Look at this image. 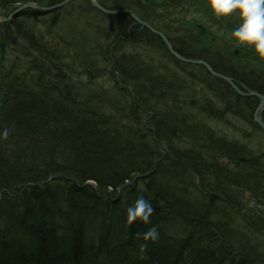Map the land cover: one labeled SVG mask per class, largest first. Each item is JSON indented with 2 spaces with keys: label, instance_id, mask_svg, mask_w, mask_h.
<instances>
[{
  "label": "trees",
  "instance_id": "obj_1",
  "mask_svg": "<svg viewBox=\"0 0 264 264\" xmlns=\"http://www.w3.org/2000/svg\"><path fill=\"white\" fill-rule=\"evenodd\" d=\"M98 1L105 7L135 5L139 19L162 31L180 55L205 61L215 72L231 77L239 90L235 92L224 79L210 75L202 64L197 67L174 58L160 37L140 22L124 14L123 22L119 21L87 1L49 11L25 8L0 23V133L9 131L6 139L0 138V191L13 192L0 194V264L7 262L10 251L18 254L9 263L15 264L36 234L41 236L44 230L50 236L60 225L70 236L61 239L53 251L63 250L61 258L70 264H113L117 260L114 254L120 252L136 258L134 264H190L191 260L192 264H223L230 248L224 244L221 230L230 229L226 227L230 217H221L213 205L210 208L219 220L213 221L207 214L201 220L208 222L210 230L201 227L195 232L189 225L172 236L158 228L159 238L147 242L140 234L157 224L165 226L174 213L186 221H197L184 218L179 208L207 196L213 197L209 198L213 204L219 200L230 209L237 206L235 201L243 202L240 192L244 190L247 200L264 207V152L254 154L250 146L220 133L208 110L223 113L216 103L221 100L226 104L225 113L238 117L242 113L252 119L258 98L243 93L264 94V61L251 49L233 43L231 32L238 20L215 18L205 0H165L170 10L158 9L154 0ZM28 2L49 5L54 0H0V17ZM186 2L193 12L200 9L205 23L189 22L187 28L183 25L171 35V18ZM83 22L96 31L95 42L79 34ZM96 26L101 28L96 30ZM125 38L157 48L176 69H159L137 52L114 50L112 44ZM108 46L111 56L105 52ZM196 71H200L199 80ZM113 76L131 83V90L114 83ZM211 92L216 94L215 101L206 94ZM46 93L54 97L58 110L46 105ZM200 100L210 103L203 105ZM261 117L264 120V109ZM173 174L185 183L181 193L164 183ZM49 175L58 177L53 182L66 194L62 205L54 204L56 196L41 183ZM88 180L95 185L85 184ZM118 187L127 190L109 197L108 188ZM77 194L83 199L76 200ZM140 196L155 210L150 224L134 222L126 240L112 234L92 237L85 233L88 227L82 217L115 211L126 214ZM20 206L23 212L15 217ZM38 206L42 214L46 212L43 225H34L33 214L29 216V207ZM27 218L29 227L24 226ZM207 234L216 240L214 247L222 242L213 255L203 250ZM189 242L195 253H189ZM142 243L146 248L141 252L132 247L141 249ZM37 247L45 248L40 240ZM171 247L173 250L165 249ZM248 252L242 249L229 264L248 262ZM174 253L176 263L169 259Z\"/></svg>",
  "mask_w": 264,
  "mask_h": 264
},
{
  "label": "bare ground",
  "instance_id": "obj_2",
  "mask_svg": "<svg viewBox=\"0 0 264 264\" xmlns=\"http://www.w3.org/2000/svg\"><path fill=\"white\" fill-rule=\"evenodd\" d=\"M64 0H54L53 4H49L46 5L44 7L45 10H51L53 8L58 7L59 5L62 4ZM79 3H83L86 4L87 2L89 3V5H92V1L91 0H76ZM87 1V2H86ZM110 11L112 13V15L119 21H122L121 19V14L127 15L129 17H131L132 19H135V21L140 20L138 14V10L137 7L135 5H132V7H128V8H124V7H119V6H109ZM12 13H15V11H12ZM3 22V21H2ZM123 22V21H122ZM99 23H103L101 20L99 21ZM81 25L83 27H81L80 30V35L87 37L88 36V40L91 42H95V35H96V31L89 29L90 24L83 22L81 23ZM117 25V24H116ZM101 27L96 26V30H99ZM103 33L106 34L107 33V29H102ZM101 31V32H102ZM164 42V41H162ZM100 44V42H99ZM105 44V43H104ZM115 45V46H114ZM121 42L120 41H116L114 44H112V47H117L120 46ZM164 47L166 48V46L164 45ZM105 52L111 56V46H108V48L105 50ZM192 60H195L193 58H190ZM187 63H190L192 65H195L198 67V65L200 63L196 62H191L188 61ZM92 71V70H91ZM186 71L189 73L195 70H188L186 69ZM93 75L94 72L92 71ZM214 73H217L215 71L210 72L209 74L217 77L214 75ZM219 74V73H218ZM195 75L197 77V80H199L200 76V71H196ZM218 78V77H217ZM228 78L230 79V82L237 88V86L234 84V80L228 76ZM112 81L114 83H119L124 90L126 91H130L132 88V84L127 83L126 80L124 78H117L115 76L111 77ZM196 80V81H197ZM229 85H231L230 82L226 81ZM62 88L67 89V87L64 84H61ZM234 89V88H233ZM235 92H237L239 90V88L234 89ZM43 100L45 101L46 105H48V107L52 110H58V105L56 103V100H54V97L50 94V93H46ZM78 102H80V99H77ZM201 104L203 105H207L208 103L204 100H200L199 101ZM211 117L213 119V121H219L221 120L222 116L220 114V112L218 111H214L213 109H208ZM72 117V116H71ZM176 161V160H175ZM177 162V161H176ZM178 165L181 166L180 163L177 162ZM173 166H177V165H172L171 167L173 168ZM152 167V166H151ZM155 167V166H153ZM72 177L74 176V174H71ZM56 176H52L49 175L48 177H44L43 181H41L42 185H44L53 195L56 196L55 199H57V202L54 203L55 205H62V200L64 201V199L66 198V194L65 192L62 190V188L57 187L53 180ZM42 179V178H41ZM39 180V178H38ZM56 181L58 180V177L55 178ZM134 180L136 181V178H134ZM138 180V179H137ZM68 181H72L70 179H68ZM165 184H169L172 189L176 192V193H181L182 190H185V183L182 179V177H179V175L177 174H173V176H171L170 178L167 179V181L164 182ZM85 184L87 185H95V182L92 180H88L85 182ZM137 184H140V180H138ZM136 185V184H135ZM135 187V186H133ZM171 189V190H172ZM127 189L125 187H118L116 190L112 189V188H108L107 191H111V196L115 195V196H119L122 193H125ZM10 194L13 193L10 190L7 191V189L5 190H1L0 194ZM131 193V191H130ZM241 193V197L243 199V202L246 203L247 205H245L243 202L241 201H237L238 204H236L237 206L234 208H230V209H225V207L223 206V204L221 202H219V200L213 204V201L211 200L213 197L211 196H207V197H203V199H196L194 201V203L192 204H187L183 207H180L179 209L182 210V215H184V218H187V220H194L197 219V221H186L185 219H183L182 217L178 216L177 213H174L173 216L169 217V220L165 221V226H161L160 224H157L158 228H164L163 230L166 231L167 235H172V236H176L180 231L181 228H187L189 229V225H190V229L189 230H193L196 232L195 228H203L205 231L206 230H210L211 228L209 227V225L206 223V221H201L202 217H204L206 214L207 216H210V218L215 221V220H219L217 214L212 211V209L210 208V205H213V208L216 209L217 213H221L220 216L221 217H230L229 221L226 222V227L230 228V229H224L221 230L223 231L225 237H224V244L226 246H228L230 249L226 250V258L228 259V263L229 261H235L237 259L236 257V253L237 255H239L238 253L241 252L242 249H248V256L246 258V261L249 260L248 262L242 263V264H264V251L260 250L262 249L260 247V245L258 244V241L260 238H264V207L262 205H258L257 202L255 200L249 199L248 198H244V190ZM24 194V193H23ZM21 194V195H23ZM20 196V195H18ZM219 196H222L221 194ZM211 198V199H209ZM76 200H82L83 197L79 194H77V196L75 197ZM246 199V200H245ZM2 202H3V198L0 196V212L2 213ZM30 207H32V202L30 201ZM24 206V205H23ZM23 206L17 207V211L14 213V216H18L23 212ZM95 206L97 207V209L100 208V203L96 202ZM29 207V216L33 217L31 218V220L34 222V225L36 224H45L46 222V212L45 214L41 213V207H35L32 208L30 210ZM93 210V209H92ZM13 214H10V216ZM234 215H239L240 218H242V221H238L236 220L237 217L234 218ZM0 216H2L0 214ZM20 217V216H19ZM162 218V216H161ZM84 220V221H83ZM2 221V220H1ZM82 223L83 224H87L85 233L88 232V230H92L94 229L97 233H103V234H112L113 236L117 237L118 239L123 238V240H126V236L129 235L128 231L130 230L131 226H129L126 223V214H120L118 211L112 212L110 213V215L107 216H93V217H82ZM223 221V220H221ZM95 222V223H94ZM249 222V227L244 228V225H246ZM25 227H29L31 226L28 218L25 220L24 223ZM61 227H58L57 229L52 230V235H48L44 233V230L41 233V236H38L37 234L35 235V239H31V241L28 243V247L29 249H25L22 250L18 257V259L16 260L15 264H68L66 263L64 260H62L61 255L63 250H61L60 252L55 253L53 251V247H56L58 244L61 245V239H65L66 237H68L69 233L65 228L64 225H60ZM192 228V229H191ZM78 228H74V231H77ZM185 234H187L189 236V231H185ZM6 240V238H5ZM39 240L42 242L43 246L45 247L44 249H37V245L39 244ZM7 241L9 243H13L11 241L10 238L7 239ZM213 241H216L214 239H211V234H207L206 239L204 240L203 243V250L205 253H208V255L212 254V253H216V251H219L218 248H221L222 242L216 244V246L214 247L213 245ZM131 246V245H130ZM132 247H136L134 248V250H136L137 252L140 251L141 249H138L137 246L132 245ZM192 247V242L188 243V247L187 249H191ZM13 249V248H12ZM17 250V249H16ZM18 251V250H17ZM31 252L33 253V256L31 258ZM141 252V251H140ZM17 252L15 251H10L7 254V262L4 261L3 264H9L11 261H14L17 257ZM213 255V254H212ZM115 260L113 262V264H134L136 263V258L128 256L125 253H116L114 254ZM172 258V257H171ZM225 258V259H226Z\"/></svg>",
  "mask_w": 264,
  "mask_h": 264
},
{
  "label": "clouds",
  "instance_id": "obj_3",
  "mask_svg": "<svg viewBox=\"0 0 264 264\" xmlns=\"http://www.w3.org/2000/svg\"><path fill=\"white\" fill-rule=\"evenodd\" d=\"M205 5L217 19L234 17L238 20V26L231 32L233 43L251 49L258 59L264 61V0H205ZM8 135V129H4L0 138L6 139ZM154 211L151 202L140 196L127 207L126 223L129 226L137 221L150 224ZM140 235L145 242L156 241L158 227L154 225ZM140 248L143 251L146 243Z\"/></svg>",
  "mask_w": 264,
  "mask_h": 264
},
{
  "label": "rangeland",
  "instance_id": "obj_4",
  "mask_svg": "<svg viewBox=\"0 0 264 264\" xmlns=\"http://www.w3.org/2000/svg\"><path fill=\"white\" fill-rule=\"evenodd\" d=\"M154 1L156 3H158V4H156L158 9H161V10H170L171 9V5L167 2H165V0H154ZM181 6L183 7V10L177 9L178 13L175 14L171 18L172 21L170 23H171V25H173V28H172L173 31L170 32L171 35L176 34L177 30L179 28H182L183 25L187 28L189 26V22L196 21V22L205 23L206 17H205V15L200 13L201 12L200 9H197V12H193L191 9L192 7L189 8L187 2L182 4ZM181 11H183V13H184L183 15L180 14ZM12 17H14V16L12 15L11 18ZM213 31H214V29H213ZM219 36L222 37V34H219ZM123 44H124L123 45L124 50L134 51V52L139 53L140 55H143L146 59H148L152 63L156 64V66L159 69H162L163 66H170V67L173 66V64L170 63L164 56H162L160 51L156 50L155 48H152V47L147 46V45L142 44V43L124 42ZM231 87H233V86H231ZM206 94L210 97V99H213L215 101L216 94L214 92L213 93L211 92L209 94L206 93ZM207 95L204 94V97H206ZM206 102L210 103V101H208V100H206ZM211 102L213 103V101H211ZM216 103L219 105V107H221V109L223 110V113H222V115L220 114L222 116L221 120L212 121V125L214 126V128H216L220 133L227 135L232 140H236L240 143H243V144L250 146V148L252 149L254 154L264 152V132L262 130H259L256 127H254L253 124L251 123V119L247 115H244L241 113V117H242L241 118V117L236 116L235 113L234 114L233 113H225V110L223 109V107H225L226 104L224 101L220 100V102H216ZM240 108L241 107H239V109ZM235 111L237 113H239L238 109H236ZM209 119L211 120L212 117H209ZM109 197H111L112 199L114 198V196L113 197L109 196ZM244 198H248V195L246 193L244 194ZM235 203L238 204L237 201H235ZM235 217H237L236 220H238V221L242 220V218H240L239 215H234V218ZM164 225H165V223H164ZM89 231L91 234L97 233L94 229H92V230L89 229ZM258 244L262 248L260 250L264 251V238H260L258 241ZM165 249L173 250L172 247L171 248H165ZM190 252L195 253L196 251L193 248H191V249H189V253ZM170 256H172V258ZM170 256H169L170 257L169 259L173 260L177 255H176V253H174ZM172 262L176 263V260L175 261L173 260ZM231 262L232 261H230V263ZM192 263H193V260L190 261V264H192ZM222 263L227 264L228 259H224V261Z\"/></svg>",
  "mask_w": 264,
  "mask_h": 264
},
{
  "label": "water",
  "instance_id": "obj_5",
  "mask_svg": "<svg viewBox=\"0 0 264 264\" xmlns=\"http://www.w3.org/2000/svg\"><path fill=\"white\" fill-rule=\"evenodd\" d=\"M91 1H92V5H93V6L99 8L100 10H102V11H104V12H106V13H111V11H107V10H105L104 8H102V7H101V6H100L95 0H91ZM138 22H142V21L138 20ZM142 23H143V22H142ZM144 25H146V24L144 23ZM152 30H153V29H152ZM156 33L159 34L160 37L164 40V42H165L166 45H167V49H168L173 55H175L177 58L182 59V60H184V61H191V62H194V63H196V62L201 63V64H203V65H205V66L207 67V69H208L209 72H213V69L211 68V66H210L208 63H206L205 61H202V60H196V59H195V60H192V59H186V58L180 56L177 52H175V51L172 49L171 45L169 44V42H168L167 39L163 36L162 33H160V32H156ZM214 75L217 76V77H219V78L224 79L225 81L230 82V79H229L227 76H224V75H221V74H218V73H214ZM230 83H231V82H230ZM231 86H233V88L237 90V88H236L232 83H231ZM246 95H254V96H257V97L259 98V103H258V105H257V107H256V109H255V111H254V113H253V119H254V121H255V122H256L261 128L264 129V122H263L262 119L260 118V113H261V111H262V109H263V107H264V94H260V93H258V92H256V91H249L248 93H246Z\"/></svg>",
  "mask_w": 264,
  "mask_h": 264
}]
</instances>
